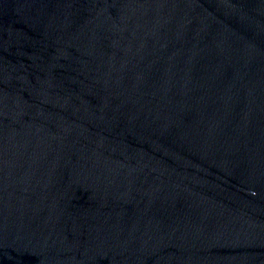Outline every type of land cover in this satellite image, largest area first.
<instances>
[{"label":"water","instance_id":"1","mask_svg":"<svg viewBox=\"0 0 264 264\" xmlns=\"http://www.w3.org/2000/svg\"><path fill=\"white\" fill-rule=\"evenodd\" d=\"M0 264H264V0H0Z\"/></svg>","mask_w":264,"mask_h":264}]
</instances>
